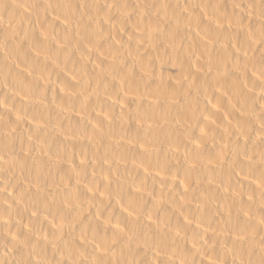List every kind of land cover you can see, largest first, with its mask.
I'll use <instances>...</instances> for the list:
<instances>
[{"label":"bare ground","instance_id":"1","mask_svg":"<svg viewBox=\"0 0 264 264\" xmlns=\"http://www.w3.org/2000/svg\"><path fill=\"white\" fill-rule=\"evenodd\" d=\"M0 264H264V0H0Z\"/></svg>","mask_w":264,"mask_h":264}]
</instances>
